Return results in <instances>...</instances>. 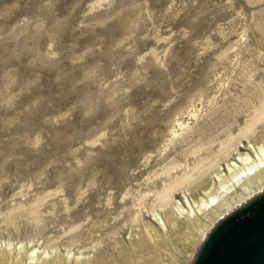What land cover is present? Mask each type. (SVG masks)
Instances as JSON below:
<instances>
[{
	"label": "rangeland",
	"instance_id": "374dc122",
	"mask_svg": "<svg viewBox=\"0 0 264 264\" xmlns=\"http://www.w3.org/2000/svg\"><path fill=\"white\" fill-rule=\"evenodd\" d=\"M250 122L264 133V0H0V264H193L264 181L190 229L167 212L188 220L191 189L166 212L139 197L188 139L253 143Z\"/></svg>",
	"mask_w": 264,
	"mask_h": 264
},
{
	"label": "bare ground",
	"instance_id": "6f19581e",
	"mask_svg": "<svg viewBox=\"0 0 264 264\" xmlns=\"http://www.w3.org/2000/svg\"><path fill=\"white\" fill-rule=\"evenodd\" d=\"M254 124V122L247 123L245 130L242 129L241 136L247 139L254 138L253 143L244 144L240 137L233 142L234 137L229 135V142L220 143L218 147H215L217 137L212 136L209 141L202 142L199 147H195L196 139L191 141L188 139L187 146L197 149L188 152L184 164L178 163L172 167L169 166L170 168L166 170L163 178L160 177L161 180H158L159 183L161 182L160 186H157L155 191H150L152 194L150 192L143 193L139 200L153 195L154 202H158V206L165 209L175 199L174 192L177 188L183 186L187 190L191 189L194 193L189 195L193 204L185 195L186 203L190 208L184 209L183 206H177L179 215H184L186 212L188 220H179L174 212H167L174 227L184 223L189 229L195 227V224L201 225L202 219H211L228 209L237 199L250 194L264 181V133L256 134L257 130L253 129ZM231 137L233 138L231 139ZM221 161L225 162L227 173H222L224 169H221ZM152 165L154 166V164ZM210 174H215L218 184L212 183V180L210 182V180L204 179ZM199 191H202L204 195H200ZM155 205L154 207H156ZM154 207L152 205L151 210L154 211ZM166 211L165 209L164 212ZM153 213L162 227H166L163 218L155 212ZM31 252L30 259L34 260L36 251Z\"/></svg>",
	"mask_w": 264,
	"mask_h": 264
},
{
	"label": "water",
	"instance_id": "95a60500",
	"mask_svg": "<svg viewBox=\"0 0 264 264\" xmlns=\"http://www.w3.org/2000/svg\"><path fill=\"white\" fill-rule=\"evenodd\" d=\"M193 264H264V194L224 219Z\"/></svg>",
	"mask_w": 264,
	"mask_h": 264
}]
</instances>
